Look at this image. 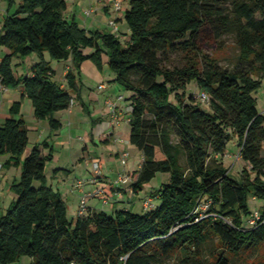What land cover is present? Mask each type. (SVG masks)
Masks as SVG:
<instances>
[{
  "label": "trees",
  "instance_id": "16d2710c",
  "mask_svg": "<svg viewBox=\"0 0 264 264\" xmlns=\"http://www.w3.org/2000/svg\"><path fill=\"white\" fill-rule=\"evenodd\" d=\"M1 1L0 46L9 51L0 59L1 84L21 86L34 116L54 130L60 124L53 114L81 97V63L92 60L100 70L105 55L113 81L130 92L129 142L142 155L132 191L157 172L170 179L150 194L160 200L153 209H87L68 218L64 198L45 176L52 148L42 141L21 159L28 130L15 101L0 123V156H8L3 167L22 170L10 187L15 199L0 216V264L22 256L32 258L29 264H163L173 255L182 264H228V256L264 246V203L252 224L248 205L249 196L264 201V112L254 96L264 79V0H127L123 42L67 17L66 0ZM204 30L219 45L232 37L238 55L231 67L200 51ZM45 52L50 60H70L66 87L54 80ZM177 52L184 64L169 67ZM30 54L38 60L29 74L16 75L13 58ZM191 82L208 95V111L186 93ZM232 139L244 163L238 177L223 163ZM214 239L218 249L206 257Z\"/></svg>",
  "mask_w": 264,
  "mask_h": 264
},
{
  "label": "rangeland",
  "instance_id": "374dc122",
  "mask_svg": "<svg viewBox=\"0 0 264 264\" xmlns=\"http://www.w3.org/2000/svg\"><path fill=\"white\" fill-rule=\"evenodd\" d=\"M69 8H76V12L81 13L83 8L89 5V0H77L76 3L73 2V0H67ZM92 1V0H90ZM3 4L6 5V3L3 1ZM75 5V6H74ZM94 6H97L95 4ZM5 13V12H4ZM3 13V14H4ZM106 19V17H105ZM127 38L125 41H127ZM124 41V39H123ZM200 51L202 53L208 54L211 57H214L221 66L223 67H231L234 61L237 58L238 50L237 47L234 45L232 41L231 36H225L223 43L221 45L217 44V42L213 39L211 34L208 30H204L201 34L200 42H199ZM46 59L49 58V55L47 52H45ZM15 61L13 60V69L17 66L16 62L20 61L22 62V65L25 66V72L28 74L31 66L37 61V55L36 54H30L23 58L14 57ZM62 61H56L52 60L51 65L52 67L59 73L61 70V65L63 64ZM185 62V57L177 52L172 53L170 55L169 63L167 64L169 67H175V66H182ZM17 68L15 72H22L19 71ZM60 74V73H59ZM58 81L66 87L65 77L64 74L57 75ZM122 89V93H128L129 91ZM186 93L188 94H195L198 95L200 92L194 82H191L186 89ZM257 101V109L260 112H264V79L262 81L261 86L257 90V92L254 94ZM172 98V97H171ZM29 102L30 99H28ZM200 103V102H199ZM200 107L208 111V104L207 103H200ZM32 106V105H31ZM123 109L130 110V101L128 98L124 99V107ZM122 110V108H121ZM5 112V111H4ZM0 111V116L4 120V114ZM7 113V111H6ZM23 117L27 120L29 124L31 121V114L29 113L28 108H23L22 110ZM130 114V113H129ZM130 116V115H129ZM82 117L86 119V116L83 114L81 116L74 114L73 119L76 122H79ZM47 123V122H46ZM87 124L89 125V121H87ZM128 123H126L127 125ZM129 125V124H128ZM33 129H32V135H31V144L27 146V150L25 148L23 155L21 156V159L30 152V150L33 147ZM65 135H67L66 131H63L62 137L65 138ZM76 135V133H75ZM77 136V135H76ZM63 140V139H59ZM43 141V140H42ZM114 143H111L113 145ZM126 147L124 149H121V151H127L128 156L126 159V163L123 164L121 162V158H116L113 156L112 159H109L108 154L114 153L112 151V146L105 145L102 143H99L98 145H92L90 147V151L92 152L91 155L94 156V158L87 157L83 161H79V155L83 151V145L82 142L79 141V139L74 138L72 142L64 141V142H58L55 141L54 145V156L55 158L53 160L47 161L45 164V176L47 178V183L51 184L52 189L54 191L60 192L61 196L64 198L66 205H67V216L68 218L76 217V214L79 213L81 210V207H84V211L88 209V206H95L98 209H103L107 212H112V209L117 205L118 209H130L133 212H143L148 209H153L157 204L160 203V200L158 199H152V203L148 208H143V200H145L147 197H150V194L157 190L161 184H165L169 182L170 174L169 173H163V172H157L148 182L144 183L141 186V189L137 192H124L125 199L127 196H130V198H133V203L130 202H114L115 198H118L117 195L110 194L106 189L109 187L110 183H114L116 180H118L119 174L123 173L126 175V181L124 183H119L116 186H119L120 188H128L130 187V184L135 179L134 176L127 175L128 173L125 172V169H129L133 173L136 171V169L139 166L140 160H142L141 152L130 142H127ZM237 150L238 145L235 142V139H232L228 141L227 146L231 148V150H234V154L231 156H223V163L229 168V174L234 177H238L240 175V170L242 169V166L244 163L240 159V157H236L238 152ZM28 152V153H27ZM47 150H43L42 153L45 154ZM162 154L159 150H157V158H161ZM81 160V159H80ZM98 163L99 166V173L95 180H93L94 177V168L93 164ZM57 167H61L58 169H55ZM124 167V168H123ZM21 165H12L8 168L4 167L0 170L1 176H0V193H3L7 190V187L10 183L11 185L16 182V180L19 179L21 174ZM128 170V171H129ZM4 172V173H3ZM2 174H4V177H2ZM53 174L55 176H53ZM16 177L13 180V177ZM10 179L7 181V179ZM104 178V180H103ZM84 181L83 184L78 185V181ZM8 183V185H7ZM39 182L34 181L33 186H38ZM49 184V185H50ZM9 188V187H8ZM11 189V188H10ZM123 192L122 190H120ZM114 193V192H113ZM107 200L105 203L104 201ZM264 201L261 199H254L253 197L249 196L248 198V205L252 212L258 211L260 213V208L263 205ZM111 208V210H110ZM207 209V204L202 203L198 206L197 210L199 211L200 215H205V211ZM217 239H214L213 243H210L206 247V257H209L212 252H215L217 247ZM229 261L228 264H264V246L257 251L254 252H248L239 255L238 257L228 256ZM215 258H211V261H214ZM163 264H182L180 258L177 255H173L169 259L165 260Z\"/></svg>",
  "mask_w": 264,
  "mask_h": 264
},
{
  "label": "crops",
  "instance_id": "0c3cea01",
  "mask_svg": "<svg viewBox=\"0 0 264 264\" xmlns=\"http://www.w3.org/2000/svg\"><path fill=\"white\" fill-rule=\"evenodd\" d=\"M76 1L77 0H73L74 3H76ZM66 2H67V9L65 11V14L67 17L74 18L76 21H78L82 26H84L88 30L103 29V30L111 31L110 28L108 27V19L110 17H113L114 13L108 7H102L100 5H97L95 6V11L93 14H91L90 16H85L83 11L89 6L88 7L85 6L82 12L77 14L76 8L74 7L69 8L68 1L66 0ZM91 4L93 6L95 5L94 3H92V1L89 0V5ZM124 6L125 8H127L128 6L127 0H124ZM5 14H6V5L3 4V1L0 0V23ZM118 24H119L120 31L117 37L121 42H123V39L125 41V39L127 38V35L129 33V28L126 22L124 21L123 17H120L118 19ZM85 51L89 52L90 49H87ZM8 52L9 51L6 47L0 46V59L2 58V56H4ZM13 60L15 61L14 58ZM47 60H50V59L47 58ZM106 61H107V57L103 55L102 56L103 66H102V69L100 70L97 68L96 64L92 60L86 59L81 63L80 75H79V79L82 83V88L80 92L81 97L80 99L74 98L73 103L68 109L59 110L53 114V118L59 121V124H60L57 129L51 130L49 127V123L46 119H37L34 116L33 107L31 106V102L28 101L27 97L22 96L23 90L21 86L11 89V88L4 87L0 83V111L2 113L5 111L4 120L7 117H9L10 108L13 102L20 101V112L16 116V118L21 117L24 120L25 126L27 127V130H28L27 146L31 144V135H32L31 133L33 129V132H35L33 133V145L41 143L42 140L46 141L53 151L52 160L55 158L54 156L55 141L58 140V142H64V141L69 140L70 142H72L74 138L79 139V141L82 142V145H83V151L79 155V159H78L79 161H83L87 157L94 158V156L91 155L92 152L89 149L92 145L96 146L99 143L112 146V151L114 153L108 154L109 159H112L113 156H115L116 158L118 157L121 158V153L123 152L121 151V149H124L126 147L125 144L129 142L130 127L128 125L129 124L128 120L130 117L129 116L130 110L123 109V107H124V99L127 98L130 94L122 93L121 86L113 81L115 74L108 68ZM51 62L52 60H50V64ZM16 64L17 66L13 69L14 72L15 70H17V68H22V69H19V71H22V72H17V73L15 72L16 75L27 74L25 72V66L22 65V62L17 61ZM70 66H71L70 60H65L63 64L61 65V70L59 71V73L64 74V77H65L66 71L70 68ZM53 70L55 72L54 80L59 82L57 75H60V74L57 73V71L54 68ZM119 95H122L123 99L117 101L116 109H115L117 120L113 121V117H112L111 112H109V107L107 103L111 99L113 100L116 99V97ZM26 107L28 108L29 113L31 114V121H30L31 124H29L27 120L23 117L22 110L23 108H26ZM74 114H77L79 116L84 114L86 116V119L82 117V119L79 122H76L73 119ZM4 120L0 116V123H2ZM87 121H89V125L87 124ZM126 123L128 124L126 125ZM63 131H66L67 133V135H65V138H61ZM75 133L77 136L75 135ZM59 139H63V140L59 141ZM111 143H114V144L111 145ZM27 146H26V150H27ZM235 147H236V151L238 152L236 145ZM40 150L42 153L43 150H47V149L40 147ZM234 152H235L234 150H231V148L227 146V151L225 155L231 156L232 154H234ZM263 154H264V148H263ZM7 158H8L7 155L0 156V165H1L0 170L4 168L2 164ZM140 163H141V160H140ZM140 163H139V166H140ZM58 168L61 169V167H57L55 169H58ZM124 169H125V172L128 173L127 174L128 176L129 174L130 176H134L132 171H130L129 169L126 170V168ZM55 175L53 174V176ZM0 176H1V173H0ZM2 177H4V174H2ZM15 178L16 177L14 176L13 180ZM8 180L10 179L8 178L7 181ZM9 185H8L9 188L7 187L6 191H4L3 193H0V216L5 213L6 209L11 204V202L15 199V196H16L15 193L10 189ZM50 186L52 185L50 184ZM106 190L110 194H113L114 191L120 192L118 198L114 199V202H119V201L127 202L128 201L131 204L133 203L134 197L130 198V196H127V198L125 199V194H124V192L130 193V190H132L131 187L122 189L119 186H116V184L110 183L109 187ZM120 190H122L123 192H121ZM88 209L100 211V209L96 208L95 206H91V205L88 206ZM115 209H118L117 205L112 209V211ZM71 218H74V217H71ZM31 261H32L31 257L22 256L18 261L10 263V264H29Z\"/></svg>",
  "mask_w": 264,
  "mask_h": 264
},
{
  "label": "built area",
  "instance_id": "2783aa9c",
  "mask_svg": "<svg viewBox=\"0 0 264 264\" xmlns=\"http://www.w3.org/2000/svg\"><path fill=\"white\" fill-rule=\"evenodd\" d=\"M92 3L94 4H97V5H100L102 7H108L113 13H114V16L113 17H110L108 19V27L110 28L111 32L114 33L115 35H118L120 29H119V24H118V19L120 17H123L124 13H125V6H124V0H92ZM95 11V6H93L92 4L86 8L83 13L85 16H90L91 14H93ZM0 83H1V78H0ZM197 96V99L203 103H208L209 101V97L208 95L205 93V92H200ZM123 99V96L122 95H119L116 97V99H111L108 101V107H109V112H111L112 114V117H113V121L117 120V116H116V104H117V101L118 100H122ZM73 103V101H72ZM129 121V120H128ZM127 156H128V152L126 151H123L121 153V162L123 164L126 163V159H127ZM236 157L239 158V153L236 155ZM0 168H1V165H0ZM93 172H94V177H93V180H95L98 176V173H99V166H98V163H94L93 164ZM126 175H124L123 173L119 174V177H118V180H116L114 182V184H119V183H122V182H125L126 181ZM84 182L83 181H78L77 184L78 185H81L83 184ZM130 192H132V190H130ZM114 195H117L119 196L120 192L119 191H114L113 193ZM105 203L107 202V200L104 201ZM152 203V198L151 197H147L145 200H143V208H148ZM87 210L84 211V207L82 206L81 207V210L79 211V215H83ZM258 217V212L257 211H254L253 212V216L252 218L249 220V223H254L255 221V218Z\"/></svg>",
  "mask_w": 264,
  "mask_h": 264
}]
</instances>
